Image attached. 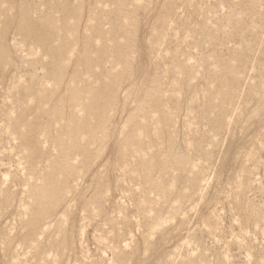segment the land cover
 Returning <instances> with one entry per match:
<instances>
[{"label":"rangeland","instance_id":"1","mask_svg":"<svg viewBox=\"0 0 264 264\" xmlns=\"http://www.w3.org/2000/svg\"><path fill=\"white\" fill-rule=\"evenodd\" d=\"M0 264H264V0H0Z\"/></svg>","mask_w":264,"mask_h":264}]
</instances>
